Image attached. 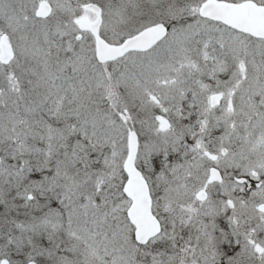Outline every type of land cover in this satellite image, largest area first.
Returning a JSON list of instances; mask_svg holds the SVG:
<instances>
[{
    "label": "snow or ice",
    "instance_id": "6c2138e0",
    "mask_svg": "<svg viewBox=\"0 0 264 264\" xmlns=\"http://www.w3.org/2000/svg\"><path fill=\"white\" fill-rule=\"evenodd\" d=\"M0 264H264V0H0Z\"/></svg>",
    "mask_w": 264,
    "mask_h": 264
}]
</instances>
